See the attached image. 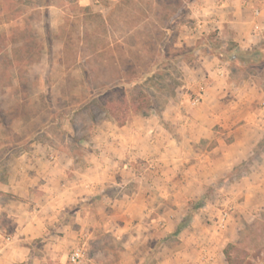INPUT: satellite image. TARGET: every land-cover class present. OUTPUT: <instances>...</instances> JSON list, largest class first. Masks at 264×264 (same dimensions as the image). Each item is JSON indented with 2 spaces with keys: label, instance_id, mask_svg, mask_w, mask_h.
Instances as JSON below:
<instances>
[{
  "label": "rangeland",
  "instance_id": "rangeland-1",
  "mask_svg": "<svg viewBox=\"0 0 264 264\" xmlns=\"http://www.w3.org/2000/svg\"><path fill=\"white\" fill-rule=\"evenodd\" d=\"M201 3L0 0V242L16 200L38 207L46 173L71 193L43 241L22 242L31 258L20 264H68L80 231L83 264L264 262V25L248 16L241 43L208 23L193 30ZM138 95L143 108L108 143L122 125L100 104ZM24 150L42 159L21 169ZM18 171L30 196L6 192Z\"/></svg>",
  "mask_w": 264,
  "mask_h": 264
},
{
  "label": "crops",
  "instance_id": "crops-1",
  "mask_svg": "<svg viewBox=\"0 0 264 264\" xmlns=\"http://www.w3.org/2000/svg\"><path fill=\"white\" fill-rule=\"evenodd\" d=\"M202 1L203 3L198 5L196 7V10L198 14L200 13V15H205V18L195 22L193 25V30L200 31L202 28L204 29V25L208 23L210 24L209 27L212 26L214 27V29H217L219 31L221 30L220 33L222 32V30H227L228 35L232 41H239L241 43L243 42V39L240 29L243 28V24H245L248 21L249 17L252 19L251 21L254 24L255 29H258L259 26L262 24L264 25V0H202ZM213 72L216 73V76H220V77H223L225 74L223 66H218V65L216 66L215 70H213ZM214 98H215L214 100H219L217 99V97ZM217 103H219V101L218 102L216 101V104ZM124 126L125 125L118 127V129L113 132H110L108 130L106 132L107 135L105 136L107 142L108 143H110L109 141L113 142L112 138L123 137L126 133L125 129H123ZM150 138L152 143L156 141L154 145L150 146V149L155 150V148H159V146H157L158 138L154 134H151ZM137 145L138 142L135 146L130 145L128 148L124 150L129 151L130 154L134 157L137 155V151H136V149H138ZM110 148L111 147L106 145L102 146L100 154L106 156L111 155ZM114 148L116 149L117 146H114ZM161 152L164 153V150H161ZM39 153L41 154V151L39 150L22 151L18 156V158H24V159H20L17 166L24 170L30 167V165L34 166V162L36 160L42 159V157L38 156ZM50 157L53 158L52 155ZM118 162H120L121 165L126 166V163H123L121 161ZM99 163L102 164L101 161H99ZM11 177L12 174L10 175L9 179L6 180L7 181L6 192H10L11 194L17 195L19 197L30 196L28 188L25 186L27 181L25 175L24 174L21 175V173L18 171V175H15L12 178ZM45 177L47 178V182L41 184L40 187L41 190H43L45 193H43L40 199L38 200L33 195H31L32 197L30 198L31 200L37 203L38 207H34V209L31 212H27L25 209H26V204L28 202L22 200H16V202L20 203L18 205L20 206L19 213H14L13 211H10V213H7L6 215L8 221L10 220L8 223L10 224V227L9 225H6V231L9 232V234H6V240L4 239L2 240V242H0V251L2 250V248L6 247L7 250L6 252L9 253V256L8 257L6 256L7 258L6 261L10 260L11 264H20L19 263L20 261L31 258V255H29L28 253L30 249L28 248V246H25L22 242H27V238L28 239L39 238L41 239V241H43L42 238L50 233V231L48 230L50 224H53L52 222L58 220L57 214H59V212L61 211L62 206L66 205V202L68 201V197H70L71 193L68 191L66 186H64V188L60 190L53 189L49 183L50 182L49 180L51 178L50 175L46 173ZM131 196L133 199L134 196H136V198L139 196L138 199L142 198V194H140L139 191L133 192ZM13 206L15 207L16 205L14 204ZM15 208L17 209V207ZM142 215H144V213H132V217L136 219L134 222L135 226H137L142 230H147V229L149 230V228L152 227L151 225L152 223L145 224L143 221H141L140 217H142ZM54 229L57 230V227L55 225H54ZM82 233L83 231H80L79 233L80 237L78 238L79 239L78 242L82 241ZM146 235L148 238L149 233H147ZM48 241H49L48 244L52 243L51 240ZM3 243H5V245H3ZM143 245L144 244H142V246ZM139 251L144 255V257L148 256L151 253V246L148 247L144 245V248H142V250ZM138 257L140 258L141 255ZM0 259H1V255H0ZM86 259L87 260L89 259V255L87 254V248H86V257L84 259L85 261L83 260L84 262L82 261L79 264L85 263ZM141 260L139 261L141 262ZM210 260H212V257ZM157 264H163V263L160 262ZM260 264H264V262Z\"/></svg>",
  "mask_w": 264,
  "mask_h": 264
},
{
  "label": "trees",
  "instance_id": "trees-1",
  "mask_svg": "<svg viewBox=\"0 0 264 264\" xmlns=\"http://www.w3.org/2000/svg\"><path fill=\"white\" fill-rule=\"evenodd\" d=\"M144 99L142 95H138L137 97H132L130 100H127L121 97L119 100L114 99H105L101 104L100 107L103 109H109L115 116V120L118 124L122 125L127 120L128 115L130 112L139 111L144 106ZM227 263L231 264L230 257L227 256Z\"/></svg>",
  "mask_w": 264,
  "mask_h": 264
},
{
  "label": "built area",
  "instance_id": "built-area-1",
  "mask_svg": "<svg viewBox=\"0 0 264 264\" xmlns=\"http://www.w3.org/2000/svg\"><path fill=\"white\" fill-rule=\"evenodd\" d=\"M81 2H86L87 4L92 5H102L103 3H114L119 0H80ZM257 12V11H256ZM198 98L194 99V102H197ZM227 212H224L220 215L217 225L220 228H224L226 225ZM86 257V242L79 241L76 245H74L67 255L68 264H79Z\"/></svg>",
  "mask_w": 264,
  "mask_h": 264
}]
</instances>
